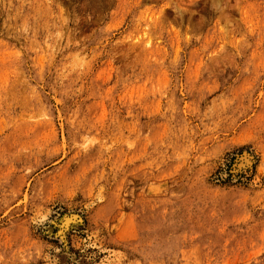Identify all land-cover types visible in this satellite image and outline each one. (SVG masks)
I'll return each instance as SVG.
<instances>
[{"label":"rangeland","instance_id":"1","mask_svg":"<svg viewBox=\"0 0 264 264\" xmlns=\"http://www.w3.org/2000/svg\"><path fill=\"white\" fill-rule=\"evenodd\" d=\"M0 264H264V0H0Z\"/></svg>","mask_w":264,"mask_h":264}]
</instances>
